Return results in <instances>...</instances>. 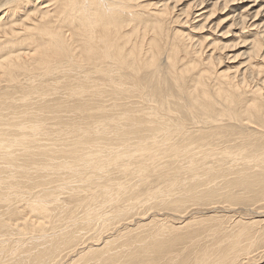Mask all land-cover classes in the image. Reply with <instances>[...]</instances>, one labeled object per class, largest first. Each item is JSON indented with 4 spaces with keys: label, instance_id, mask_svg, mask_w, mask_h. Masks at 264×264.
<instances>
[{
    "label": "bare ground",
    "instance_id": "6f19581e",
    "mask_svg": "<svg viewBox=\"0 0 264 264\" xmlns=\"http://www.w3.org/2000/svg\"><path fill=\"white\" fill-rule=\"evenodd\" d=\"M239 1L246 4L236 14V22L242 23L243 33L254 36L263 26L256 25V19L264 12V1ZM208 2L195 3L192 21L207 22ZM143 4L133 0L0 3V264L29 262L30 248L20 251L21 242L13 238L20 222L29 228L30 223L31 235L39 234L35 242L48 246L44 248L49 264L59 257L54 247L59 237L47 234L46 225L30 217L38 213L52 219L58 210H67L71 201L62 195L76 193L73 183L89 190L76 202L86 208L87 220L108 217L110 207L112 216L127 214L151 198H157L160 207L175 203L173 212L190 202L209 205L217 198L235 205L264 200V108L259 107L264 77L250 97H237L244 86L238 81L251 69L262 74V67L244 60V68L230 75L214 71V60H220L214 55L221 49L217 42L206 43L208 37L195 36L194 30L167 32L175 3L173 7L169 0ZM187 15L185 23L190 22ZM149 30L154 36L148 43L131 44L134 34L146 35ZM262 40L260 34L248 44L254 52L251 58L261 51ZM193 72L197 76L186 90ZM210 84V97L202 98L200 91ZM75 93L82 98L72 101ZM236 103L242 106L237 114ZM67 112H73V124L46 127L50 122H65ZM252 124L261 129H250ZM71 135L75 137L71 146L47 138L65 142ZM177 135L180 141L171 143ZM15 137H21L18 144L13 142ZM168 153L178 159L173 163L177 171L170 177L164 167ZM110 165L119 167V178L98 183ZM138 172L146 176L125 184L128 176ZM154 177L157 183L152 186L149 180ZM70 221L75 226L85 223L74 216ZM224 223L222 219L214 227L199 223L183 233H175L179 228L159 229L153 235L165 238L160 245L169 246L164 250L161 246L150 250L143 243L136 254L135 241H123L120 251L115 247L116 253L106 248L105 252L112 264H246L253 252L264 249L263 220ZM87 249L67 256L74 261L93 251L91 246ZM112 255L121 263L112 261ZM261 256L262 261L264 252ZM43 261L38 258L34 264Z\"/></svg>",
    "mask_w": 264,
    "mask_h": 264
},
{
    "label": "rangeland",
    "instance_id": "374dc122",
    "mask_svg": "<svg viewBox=\"0 0 264 264\" xmlns=\"http://www.w3.org/2000/svg\"><path fill=\"white\" fill-rule=\"evenodd\" d=\"M4 0H0V3H3ZM135 3L141 2L143 5H145L148 2H155L157 0H133ZM139 1V2H137ZM147 1V2H146ZM161 0H158L160 2ZM203 0H169V4L173 7L175 3V10L173 14L171 15V18H169L167 21H170L171 25L166 24V28H168L167 32H175L174 30H182L183 32H195V36H205L208 37L206 39V43L211 42V40L217 42V45L221 46V49H217L219 52H215L214 55L220 56V60L215 59L214 60V71H218L222 74H231L233 71L236 70V68H241L243 64H241L244 60V62L248 63H258L259 66L262 67L263 73L258 74L256 71L248 70L246 73V78H242V81H238L239 84H244V86L240 90V94L237 95L239 99H246L250 97L248 94L250 91H252L255 86H257V83L259 82L261 77H264V59H261V53L264 52V12L263 14H260L261 16L258 17L256 25L263 24L262 27H260V30H255L256 33H254V36H249L250 34H247V32L243 33L240 28H243L242 23L240 22V25L236 22V14L239 11H243L244 5L246 2H241L239 0H220L217 4L213 5L212 1L215 0H205L206 3L208 2V6H206V9L209 10L207 14V24L201 23L196 20H191L192 12L195 10V3L201 2ZM217 1V0H216ZM215 1V2H216ZM264 0H260L262 2ZM214 2V3H215ZM240 4H239V3ZM248 3V2H247ZM221 4V5H220ZM264 4V2H262ZM235 10V11H234ZM187 14H190V22L185 23V18L188 16ZM234 14V15H233ZM230 15V16H229ZM234 16V17H233ZM175 17V18H174ZM178 19V22L176 23L175 19ZM183 19V20H182ZM182 22V23H181ZM252 21H250L251 23ZM258 22H260L258 24ZM176 23V24H175ZM194 23V24H193ZM197 24V25H196ZM173 25V26H172ZM190 25V26H189ZM185 27V28H184ZM195 27V28H194ZM191 28V29H188ZM194 28V29H193ZM252 28V27H251ZM189 30V31H188ZM205 31V32H204ZM263 31L262 33H260ZM169 32V33H170ZM204 34V35H203ZM262 35V49L261 53L255 52L253 55L254 57L251 58L252 55V45L250 44V41L254 40L256 36ZM208 35V36H207ZM256 35V36H255ZM154 36V32H151V30L148 31V34L141 35L140 33L134 34V40L132 39L131 44H135L138 42H141L142 40L145 41V44L148 43L150 38ZM211 36V37H210ZM145 38V39H144ZM137 39V40H136ZM136 40V41H135ZM219 43V44H218ZM206 46L204 47V49ZM213 48V46H212ZM200 49V48H199ZM209 49H205V52L209 53ZM217 58V57H216ZM251 58V59H250ZM253 60V62H252ZM255 61V62H254ZM191 65V64H190ZM189 65V66H190ZM182 68H184L182 66ZM244 67H242L243 69ZM184 70V69H183ZM196 72H193L189 74L188 80L185 84L186 90H188L191 86H193L192 81L195 79ZM257 74V75H256ZM244 79V80H243ZM213 89L216 90V88L213 86ZM212 91V84L207 85L206 87H203L201 92L202 98H209ZM206 92V93H203ZM251 93V92H250ZM241 95V96H240ZM245 95V96H243ZM212 97V96H211ZM80 93H75L72 95L71 100L76 101L81 99ZM259 107L264 108V100L259 102ZM229 107H231L232 103L229 102ZM241 104L236 103V105H233V112L235 114L239 113L241 111ZM258 111V109H257ZM73 112L68 113L65 115V122L63 123H55L50 122L46 125L49 129H61V127L64 126H70L75 121L72 120ZM180 116H172L173 119L177 120L180 119ZM263 117V116H262ZM229 122V121H227ZM225 122V124L227 123ZM233 121L229 124L232 126H235L237 124H232ZM261 123V120H260ZM264 129V122L261 123ZM250 129L258 130L261 129V126H258L256 124H252ZM96 125H93V127H96ZM249 127V126H248ZM31 131V130H29ZM44 138L43 136L40 137ZM50 142L54 144L71 146L73 140H75L74 136H70L67 141H61L56 140L53 141L52 136H47ZM181 138V137H180ZM180 138H177L175 140H172L171 143H177L180 141ZM21 140V137H15V140L13 141L15 144H18V142ZM178 140V141H177ZM71 142V143H69ZM16 147L12 148L13 151H15ZM166 157H168V162L166 163L165 171L167 170L169 177L176 173L177 169L173 165L174 162H176L178 159H176L175 156L172 154H167ZM46 162H52L49 158H44ZM60 161V160H56ZM119 167L110 165L107 166L106 169H104L103 177H101L98 180V183L103 184L107 181H116L120 174L118 173ZM146 176L145 173L138 172L135 173V175L128 176L124 182L127 185L134 184L139 179H143ZM186 178V175L184 176ZM150 184L152 183V186L155 185V182L157 183V178H150L149 180ZM159 187L163 188V191L166 192V189L164 188V185L161 184ZM72 188H74V191L76 193H68L65 192V195H62V198L67 201H71L69 208L65 211L58 210L57 214L53 216L52 219L44 218L43 216L39 215L38 213L35 214L36 218L31 215V220H35L36 222H41L40 224L46 225V228L49 229L47 234H51L52 237L56 236L58 239H56V242L54 243V247L57 248V255L59 256L54 262L51 264H112V262L109 261V256L106 254V249L111 250L112 253H116L115 247H118V251L123 249L120 247V245L123 243V241L132 242L135 241L137 247L136 249L132 250L133 252L140 253L138 245H142L143 243H146L148 246V249L152 250V248H156L158 246L160 247V250L167 249L169 244L160 245L161 242L164 241V237L160 235H153L157 230H162L164 232H168V230H171L172 228H179L175 233H183V231L187 230L191 225H198L199 223H207L211 226H215L219 219H222L225 223L224 226H230V224H235V222L243 221L245 222H260L263 220L264 225V217L259 218V215H264V200L257 202L256 204L246 205V204H232V203H225L224 200H220L217 198L216 200L214 198V202L211 203V200L209 201V205H196L194 202H190L189 204H184L180 208V211L173 212L170 209L175 204H168L167 207H160L159 201L157 198H151V199H143L140 203V205L133 211L129 212L127 211V214L124 215H115L112 216L111 209L112 207L108 208V217H103L102 215L93 216L91 219L87 220V210L86 208H79L77 206L76 202L79 199L78 196L88 195L89 190L85 188L84 185L79 186L76 183H73ZM176 189V188H175ZM64 192V190H61ZM168 193V191H167ZM75 194L76 196L72 199L70 198V195ZM17 197L12 196V199H16ZM68 198V199H67ZM216 202V203H215ZM224 202V203H223ZM51 205V204H50ZM52 206V205H51ZM110 206V205H109ZM216 208L213 212H211L212 209ZM76 217L77 220H80L79 222H85L84 225L81 226H75L73 221H70V217ZM30 228L27 226L25 227L22 222H20V225L17 227L18 234L14 235L13 238H15L18 243L21 242L20 249L17 243V247L20 251H25L30 248L29 256L30 259L27 264H34L35 261L39 259H43V264L47 263L49 264L50 257L47 258L45 256V248L48 246H42L41 244H38L35 242L37 240V236L39 234H36L32 232L31 230L33 226L29 223ZM168 237L172 238L171 235H168ZM32 240V244L30 246V240L27 241V239ZM206 236H203L199 239V242L205 239ZM27 241V245L24 243ZM52 241V240H49ZM207 242V241H206ZM206 242H202L201 244L206 245ZM83 243V245H81ZM105 243V245L103 244ZM118 245V246H116ZM83 246L84 248H81ZM93 247V251L89 255H86L85 257L80 258V256L76 257L74 261H71L72 259L68 257L70 253L72 252H82V249H84L86 252L89 250L88 247ZM109 247V248H108ZM23 248V249H22ZM106 248V249H105ZM87 249V250H86ZM81 250V251H80ZM109 250V251H110ZM264 249L258 250L253 252V256H249V259L246 264H264V260H260L262 257ZM19 254L18 252H16ZM25 254V255H28ZM69 254V255H68ZM78 254V253H77ZM68 255V256H67ZM75 255V253H74ZM114 255V254H113ZM112 255V261L116 260L117 262L121 263L118 257ZM119 256V255H118ZM114 264V262H113Z\"/></svg>",
    "mask_w": 264,
    "mask_h": 264
}]
</instances>
